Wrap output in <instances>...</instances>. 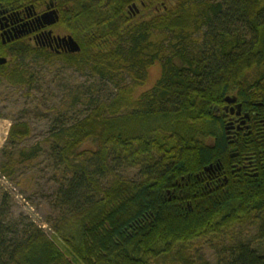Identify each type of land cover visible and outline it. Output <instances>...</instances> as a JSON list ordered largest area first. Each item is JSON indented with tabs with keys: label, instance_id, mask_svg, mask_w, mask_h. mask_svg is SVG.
Masks as SVG:
<instances>
[{
	"label": "trees",
	"instance_id": "16d2710c",
	"mask_svg": "<svg viewBox=\"0 0 264 264\" xmlns=\"http://www.w3.org/2000/svg\"><path fill=\"white\" fill-rule=\"evenodd\" d=\"M168 1L0 0V26L36 29V18L26 16L56 11L51 28L81 48L59 54L0 30V58L7 60L0 78L30 85L25 60H34L113 85L106 100L85 104L82 118L59 120L50 130L51 156L64 176L53 228L67 249L39 226L13 219L5 193L0 264H213L194 256L204 240L217 247L214 264H264V139L255 132L230 138L217 113L249 70L264 63V0ZM29 20L31 27L23 26ZM155 35L166 38L155 42ZM157 63L160 78L139 94ZM30 134L27 122H14L7 147ZM89 142L97 151H81ZM39 151L22 149L14 162L5 149L2 173L11 177L15 163ZM131 169L138 178L122 175ZM243 227L254 228L253 237H237Z\"/></svg>",
	"mask_w": 264,
	"mask_h": 264
},
{
	"label": "rangeland",
	"instance_id": "374dc122",
	"mask_svg": "<svg viewBox=\"0 0 264 264\" xmlns=\"http://www.w3.org/2000/svg\"><path fill=\"white\" fill-rule=\"evenodd\" d=\"M174 5V0L168 1ZM142 17L146 13L141 14ZM62 31L56 29V33ZM165 36L155 35L154 41L165 39ZM16 61V63L23 62ZM15 62L12 63L16 64ZM24 63V62H23ZM18 65V64H17ZM14 66V65H13ZM25 66L32 74L33 83L24 86H14L0 78V204L2 196L7 193L10 197V208L13 219L26 224L33 223L52 239V243L66 250L65 241L53 228L59 211L55 209V198L59 181L63 179V169L57 167L51 156L52 142L50 130L58 122L73 123L86 113V105L91 99L106 100L113 91V85H103L89 72L67 68L59 63L55 66L45 62L25 60ZM161 76V66H153L147 77V82L140 87L141 94L151 89ZM251 77V72L247 73ZM130 81V80H129ZM80 102L79 104H76ZM14 122H27L31 128L28 139L14 149L7 147L9 133ZM10 132V131H9ZM39 147L38 155L29 161L15 163V173L11 177L2 173V168L9 163L3 152H13V161L19 160L18 153L22 149L30 150ZM97 151L95 143H87L81 151ZM124 177L138 178V170H121ZM256 230L240 228L235 232L237 237L250 239ZM227 244L230 243L226 237ZM194 256L202 257L211 263L216 262L217 247L207 241L195 245Z\"/></svg>",
	"mask_w": 264,
	"mask_h": 264
},
{
	"label": "flooded vegetation",
	"instance_id": "af4514ba",
	"mask_svg": "<svg viewBox=\"0 0 264 264\" xmlns=\"http://www.w3.org/2000/svg\"><path fill=\"white\" fill-rule=\"evenodd\" d=\"M38 17L36 15L25 17L27 20L30 19L31 22L36 18V24L39 26L36 29L19 31L14 28L12 23L4 27L0 26V30L4 32L2 34L6 38L12 37L19 40L27 37L32 40L38 39L40 45L55 50L59 54L68 52L67 45L63 39L71 37V35L63 32L56 33V29L47 27ZM30 20L24 22L23 26H29ZM6 29L7 31H4ZM250 72L251 77L244 78L242 87L236 92L231 91L230 95L225 98V104L217 109V113L226 118L227 131L232 139L245 135L250 136L254 132L264 139V63H262L261 67L249 70ZM246 161L247 158H242L240 164H244ZM240 164H234L233 168L236 170ZM253 166L254 163L250 161L246 170L250 173L253 171ZM219 175L213 177L214 181H221Z\"/></svg>",
	"mask_w": 264,
	"mask_h": 264
},
{
	"label": "water",
	"instance_id": "95a60500",
	"mask_svg": "<svg viewBox=\"0 0 264 264\" xmlns=\"http://www.w3.org/2000/svg\"><path fill=\"white\" fill-rule=\"evenodd\" d=\"M39 20H41L46 26L51 27L59 21V16L56 11H51L41 15ZM63 41L66 43L69 53L77 54L81 51L79 44L72 37L64 38ZM6 63L7 60L5 58H0L1 65Z\"/></svg>",
	"mask_w": 264,
	"mask_h": 264
},
{
	"label": "crops",
	"instance_id": "0c3cea01",
	"mask_svg": "<svg viewBox=\"0 0 264 264\" xmlns=\"http://www.w3.org/2000/svg\"><path fill=\"white\" fill-rule=\"evenodd\" d=\"M9 131H10V129H9L8 132H7V136H8Z\"/></svg>",
	"mask_w": 264,
	"mask_h": 264
}]
</instances>
